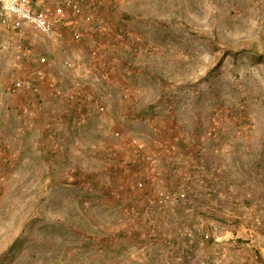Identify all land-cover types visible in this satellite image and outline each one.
<instances>
[{
	"label": "rangeland",
	"instance_id": "obj_1",
	"mask_svg": "<svg viewBox=\"0 0 264 264\" xmlns=\"http://www.w3.org/2000/svg\"><path fill=\"white\" fill-rule=\"evenodd\" d=\"M87 2L92 23L67 22L57 46L0 29V264H166L180 253V264H264V0ZM16 42L32 55L20 68ZM15 78L32 88L10 94ZM53 84L74 98L54 99ZM132 138L186 194L175 214L135 188L154 175Z\"/></svg>",
	"mask_w": 264,
	"mask_h": 264
},
{
	"label": "built area",
	"instance_id": "obj_2",
	"mask_svg": "<svg viewBox=\"0 0 264 264\" xmlns=\"http://www.w3.org/2000/svg\"><path fill=\"white\" fill-rule=\"evenodd\" d=\"M78 20L86 24H90L93 21L91 5L87 0H0V29H32L38 33L42 40L47 41L53 46H57L61 42L59 28L66 26L67 22H76ZM98 29L102 35H108V30L106 28L99 27ZM69 35L72 42H77L82 38V34L77 27L70 29ZM116 37L122 44L131 47L132 51L140 52V47L133 43L130 35L125 32L123 27H118L116 29ZM103 46V44L99 45L98 51L97 49L90 50L92 58L97 59L98 53L100 54V48H103ZM3 48L8 47L3 44ZM12 53L15 57V66L17 68H20L22 61L32 60L30 51L24 47L21 42H16L13 45ZM105 54L104 52V55ZM58 55L62 59L63 67L68 71H72L74 79L79 78L75 60L72 59L69 53L63 50L60 51ZM42 62L45 61L43 60ZM33 74V79L37 82L44 81L46 77L44 66L35 67L33 69ZM32 86L33 84L30 79L15 78L10 84L9 93L15 96L22 91L31 89ZM73 94L74 93L70 91L63 93L58 85L53 84L52 97L54 99L65 97L67 100H72L74 98ZM23 110L31 114L27 105L23 106ZM129 147L131 156L135 159L140 158L143 164L152 171L154 175L148 187L144 185V182L139 181L135 184V188L137 190H143L147 196L154 198L156 204L162 209L169 211L170 214H175L178 203L184 201L186 198L184 191L179 190L178 192H171L168 189L164 178L157 170L158 161L140 140L132 138L129 141ZM87 192L93 193V188L89 187ZM112 196L120 205H126L129 211L135 212L137 210V205L131 201L129 193L116 190L113 191ZM203 225L205 228L201 230V228L204 227ZM212 226L213 224L210 223L208 225L204 222L200 224L198 230L201 231L202 234L205 232L203 239H209L208 229H211ZM214 228L216 229V227ZM185 232L188 233V229H185ZM171 256L170 254V257ZM182 256V253L179 255L174 254L172 256L174 257L173 260L168 256L166 264H180L179 261Z\"/></svg>",
	"mask_w": 264,
	"mask_h": 264
},
{
	"label": "crops",
	"instance_id": "obj_3",
	"mask_svg": "<svg viewBox=\"0 0 264 264\" xmlns=\"http://www.w3.org/2000/svg\"><path fill=\"white\" fill-rule=\"evenodd\" d=\"M9 30L12 32V29H8L7 32H8ZM2 31H3V29H2Z\"/></svg>",
	"mask_w": 264,
	"mask_h": 264
},
{
	"label": "trees",
	"instance_id": "obj_4",
	"mask_svg": "<svg viewBox=\"0 0 264 264\" xmlns=\"http://www.w3.org/2000/svg\"><path fill=\"white\" fill-rule=\"evenodd\" d=\"M132 49V48H131ZM64 99H66L65 97H63ZM67 100V99H66Z\"/></svg>",
	"mask_w": 264,
	"mask_h": 264
}]
</instances>
